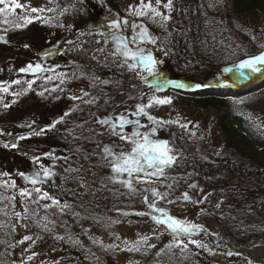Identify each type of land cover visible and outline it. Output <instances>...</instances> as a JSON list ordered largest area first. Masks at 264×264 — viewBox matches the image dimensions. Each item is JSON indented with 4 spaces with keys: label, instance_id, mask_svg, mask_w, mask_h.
Segmentation results:
<instances>
[{
    "label": "trees",
    "instance_id": "trees-1",
    "mask_svg": "<svg viewBox=\"0 0 264 264\" xmlns=\"http://www.w3.org/2000/svg\"><path fill=\"white\" fill-rule=\"evenodd\" d=\"M120 2L121 0H84L81 4L78 0H56L55 4H59L60 8L55 6V14L60 17L61 8L68 7L69 11H77L86 4L95 5L96 11L101 15H109V7L120 13ZM73 4L76 5L75 8L69 7ZM223 5L228 22L235 30L233 18L252 13L264 16V0H224ZM207 16L204 0H172L166 47L159 57V61L163 60L159 66L165 67L163 68L170 79L196 81V74L206 68L205 64H211L212 61L206 60L207 57L202 50V43L207 34ZM236 32L250 45L245 52L242 50L239 52L241 59L249 54L255 56L264 51V43L261 45L258 39H252L249 34L239 29ZM260 36L264 39V30ZM70 42L63 45V51L59 55H54L56 60L59 59L57 69L39 72L36 75L18 74L10 81L9 91L0 92L2 98L0 115L10 111L9 109L17 105L27 94L41 92L44 100L47 98H53L55 101L64 100L63 107L57 112H63L62 116L69 113L51 129L48 128L50 118L39 122L38 124L47 125L43 128L45 131L40 135L31 133L23 136L26 138L19 139L15 148L0 144V174H9V176L0 175V181L7 180L9 183L15 181L16 184L15 188L0 184V262L9 259L12 255L13 223L4 207L7 200H11L12 197L22 200L29 211L43 208L56 222L66 226H72L75 223L74 214L80 213L103 220L117 219L120 213L113 208L123 203L144 201V188L141 189L144 185L145 188L156 187L161 193L169 194L167 199L158 200L163 207L169 204L167 200H172L173 203L197 205L205 213L214 216L234 237H236L232 229L235 225L234 218L240 213L253 210L264 216V121L248 113L241 103L243 99L251 98L264 102V80L257 84L244 83L229 88L217 86L195 91L185 87L169 86L192 109L211 115L223 142L221 151L205 154L206 151L198 148L184 127H180L178 123L167 125L158 132V136L170 141L177 155V163L166 170L164 177L152 178L156 180L154 184H140L134 181L140 191L132 193L118 181L114 182L110 179L113 174L102 159V148L104 145H119L121 141L118 137L110 135L107 126L97 123L106 116L115 117L125 106H122L119 99L111 100L101 94L92 103L67 98L71 92L70 85L79 75L88 73L108 78L119 76L116 74L115 64L110 61V48L104 38L98 37L94 31H88L84 36ZM0 46H4V43L0 42ZM101 49L103 51H100ZM224 66L226 64L221 66L220 73ZM60 73L66 75L61 77L58 75ZM18 79L22 82L35 80V83L31 90L14 96L12 93L22 92L27 87L25 83L20 85L11 83ZM201 84L207 86L206 83ZM139 86L140 84L136 85L137 90ZM136 93L130 92L129 96ZM132 102L134 104L137 100L134 99ZM4 104L10 107L5 108ZM57 120H60V117ZM141 123L148 124L149 121L146 119ZM35 126L33 124L30 129H34ZM24 130L26 129L18 128L14 134ZM131 130V126L126 128L128 132ZM9 137L0 134V140L6 141ZM4 153L12 157L25 156L32 163H34L33 157H40V164L51 168L55 175L37 187H41L43 191L60 200L61 205L67 203L69 207L63 211L60 206L45 208L44 205H51V201L43 199L32 203L35 193L32 198H22L20 189L31 190L32 185L25 180L22 181L21 176L18 175L21 170L19 166L8 168V164L1 159ZM45 153L52 155L45 156ZM34 164L38 169L39 164ZM56 168L61 169L63 175H59ZM192 184L197 187H189ZM168 185L172 187L169 188ZM184 192L190 195L191 200L183 199ZM147 195L151 200L150 191ZM142 218L149 219L151 215L135 216L136 220ZM77 260L79 264H87L80 259Z\"/></svg>",
    "mask_w": 264,
    "mask_h": 264
},
{
    "label": "rangeland",
    "instance_id": "rangeland-1",
    "mask_svg": "<svg viewBox=\"0 0 264 264\" xmlns=\"http://www.w3.org/2000/svg\"><path fill=\"white\" fill-rule=\"evenodd\" d=\"M17 2L24 8H17L15 14L23 16L28 13L32 17L52 19L48 23H44L43 19H33L26 27L20 29L1 23L8 31L4 32L0 25V35H4L8 43L0 46V82H6L8 85L15 76L22 74L19 69L29 63H41L45 71L57 69L59 59L56 60L54 55H59L63 51L65 43L84 36L88 31L95 33L107 31V21L116 17L127 18L130 22L137 24L143 23L148 28L149 32L157 38V42L145 43L143 47L151 51L158 60L166 47L169 20L161 27L159 18L153 22L150 16L138 17L131 14L130 6L135 9L140 4V0H122L121 14L110 10L109 15H101L96 11L95 5L86 4L80 10H68L60 17L56 16L55 11L30 13L31 7L55 8L56 0H17ZM144 2L148 3V0ZM167 2L168 0H161L159 10L171 17V11L163 6ZM9 3L11 4V0ZM151 3L155 6L156 0H151ZM223 3L224 0H204L208 16L207 34L202 43V50L207 57H205L206 60L212 62L205 64L206 68L196 74V81L193 84L236 86L238 85L236 74L240 73L249 77L255 73L250 69L239 67L240 62L251 55L241 59L239 52L241 50L245 52L250 45L238 36L236 30L249 34L252 39H258L262 45L264 39L260 35L264 30V16L252 13L233 18L235 30L228 22ZM125 34L131 35V29H126ZM97 36L101 37L99 34ZM106 44L111 51L110 61L115 64L116 74L119 76L113 75L112 78L97 76L100 80L111 81L105 85L92 80L93 75L88 73L79 75L70 85L71 92L67 97L69 100L75 96L81 97L80 100L83 102L96 101L99 94L111 100L119 99L125 108L116 114L118 115L130 114L136 110L137 104H147L152 96L161 99L170 97V104H154L148 109L149 113L161 120H174L180 125H187L184 128L188 135L196 142L198 148L206 151L205 154L221 151L223 142L209 113L192 109L165 83L161 90L157 91L149 86L151 77L149 83H144L135 72L128 71L127 67H119L120 60L111 55L114 51L113 43L109 39ZM46 52H52V55L45 56ZM162 63L163 60L159 65ZM224 64L226 66L220 73V68ZM159 65L160 77L163 81H167L168 73L164 66L163 68ZM137 84H140L138 90ZM189 86L191 85H184L185 88H190ZM64 89L67 88L64 87ZM85 92L89 95L84 96ZM130 92L137 93L129 96ZM134 99L137 102L133 104ZM63 101L62 99L55 101L53 98L44 100L39 93H30L22 97L17 105L9 109L10 111L0 115V134L3 137L10 136L5 143L10 146L17 145L23 132L35 130L30 129L33 124L56 116L57 111L63 107ZM241 103L248 113L264 121V102L251 98L243 99ZM144 118L141 117V121H144ZM18 128L26 130L20 131L21 134L15 137L14 131ZM37 128L40 129V126L37 125ZM1 159L8 164V168L17 165L21 169L20 172L23 171L26 174H31L37 169L36 165L25 156L12 157L4 153ZM56 172L59 175L62 174L59 168H56ZM143 188L145 185L141 189ZM158 204V207H163L162 203ZM4 207L13 223V249L11 257L1 261L0 264H79L77 259L87 264H264V216L253 210L244 211L234 218L235 225L232 226L236 234L234 237L214 216L205 213L197 205L171 203L164 206L163 208L170 210L172 216L180 219L187 218L204 228L203 232L194 234L193 238L200 240L207 247H197L189 243L188 248L182 251V245L173 246L171 249L165 247L173 241L172 235L165 230V226H158L151 218L135 219L137 213H151L152 210L144 201L116 206L113 209L120 214L115 220H103L81 213L74 214L75 223L72 226L59 224L43 208L29 211L17 197L7 200ZM26 236L31 239L25 240ZM142 236H148L150 238L148 243L156 247L148 250L142 248L138 252L126 250ZM185 242H188L187 239ZM110 245L115 247H109ZM161 249L164 251L158 256L157 252Z\"/></svg>",
    "mask_w": 264,
    "mask_h": 264
},
{
    "label": "snow or ice",
    "instance_id": "snow-or-ice-1",
    "mask_svg": "<svg viewBox=\"0 0 264 264\" xmlns=\"http://www.w3.org/2000/svg\"><path fill=\"white\" fill-rule=\"evenodd\" d=\"M79 3L83 4L84 0H78ZM161 0H156V5L154 6L151 3V0H148V3H145L144 0H140V4L132 9L130 6L129 11L131 14L138 17L150 16L153 22H156V18H159L160 26L163 27L165 23L170 19L169 15H165L159 10ZM0 16H2V22L6 25H11L16 29L26 27L27 24L31 23L33 19H43L44 23L50 22L52 18H42L40 16L32 17L30 14L26 13L23 16L15 15V10L17 8L23 9L24 6L17 2V0H0ZM169 11L172 9V0H168L167 4L163 5ZM69 7L75 8L76 5H70ZM56 8H60V5L57 4ZM56 8H36L31 7L30 13H43V12H53L56 11ZM69 10L68 7L61 8L59 15L62 16L65 12ZM131 29V35L125 34L126 29ZM107 31H99L97 34L105 38V43L109 42V39L113 43L114 51L111 55L114 58L120 60L119 67H127L128 71L135 72L139 79L144 83H149V78H152L150 87L155 88L157 91L161 90L164 83L173 84L177 87H184L183 84L176 81H163L160 77L158 65L160 61L153 55L151 51H148L143 47L145 43L155 44L157 38L154 37L144 26L143 23L137 24L135 22H130L127 18H112L107 21L106 25ZM4 32H7L8 29H4ZM91 34V33H89ZM0 42L8 43L4 35H0ZM71 43V42H70ZM135 45L136 47H132ZM28 47V45H25ZM100 51H103L101 49ZM45 56L52 55V52L44 53ZM242 69H250L251 72H261L264 70V51L260 54L252 56L246 60L240 62L239 65ZM22 73H32L36 75L41 71H45L41 63L31 64L29 63L25 67L19 69ZM47 71H51L48 69ZM250 74V73H249ZM59 76L63 77L66 74L60 73ZM74 75V74H73ZM45 79H51V77H45ZM94 81H99L101 84H109V80H100L99 77L93 75L91 77ZM63 82V81H62ZM12 84L20 85L22 83L27 84V87L22 90V92L12 93L14 96H19L32 89V85L35 83V80H14ZM201 85H196L200 87ZM10 85L6 82H0V92L7 93L9 91ZM43 95V92L39 93ZM89 95L87 92L84 93V96ZM2 99V98H0ZM72 99H81V97L73 96ZM93 101H85V103H92ZM15 103V101H13ZM171 98L164 97L159 98L152 96L149 98L147 104H137L136 110L130 114L120 113L115 117L106 116L102 119H99L97 123L102 126H107V129L110 135L118 137L121 141L119 145H104L102 148V159L105 161V166L110 167L112 179L114 182L118 181L132 193H137L140 189L136 188L134 181L140 184H154L156 180L152 178H162L166 174V170L172 168L177 163V155L174 153V149L171 147V143L167 139H161L158 137V132L162 130L165 126L171 124H177L178 121L169 120L164 121L158 119L157 117L152 116L148 109L153 107V105H162L170 104ZM5 108L10 107L8 104L3 105ZM69 113H65L64 116H67ZM64 116L60 117V120L54 121L51 125L48 126L49 129L54 128L57 123H60ZM135 117V118H130ZM141 117H145L148 124L141 123ZM131 126V131H126V128ZM180 127H187V125L181 124ZM44 129H41L39 133H33L35 135H40L44 132ZM26 137H19V139H25ZM127 145L128 147H125ZM5 147L9 145L5 144ZM11 147L15 148L17 145L13 144ZM119 149V150H117ZM45 156H51V153H45ZM33 162L39 164V168L34 170L31 174H26L24 172L18 173L25 181L29 182L32 185V189L28 188L20 189V196L22 198L28 197L32 198L35 193V198L32 199V203H37L38 200H50L51 205L45 204V208L52 206H60L61 211L69 207L67 203L61 205L60 200L56 199L49 192L43 191L41 187L37 185H42L46 183L50 178H52L55 173L49 168L45 167L43 164H40V157H33ZM56 159V157H53ZM66 159V158H65ZM75 171V170H71ZM126 174V178L125 177ZM0 175L9 176L8 173H2ZM0 184H3L9 188H15V181L4 180L0 181ZM169 188L172 185H168ZM191 188H196L195 184L189 185ZM150 191L152 199L149 200L147 193ZM144 202L148 205V208L151 209V213H137V215H151V219L158 226H165V230L170 232L173 237V241L166 245L167 249H171L173 246L182 247V251L188 248V244H194L197 247L207 246L202 244L200 240L194 239L193 236L196 233L203 232V226L196 224L187 218L180 219L174 217L170 214V210L163 207H158V200H165L168 197V193H161L156 187L144 188ZM11 199H14L12 197ZM183 199L185 201L191 200L190 195L187 192L183 193ZM169 204L173 203L172 200H167ZM193 203H200L201 201H192ZM27 211V209H25ZM203 211V209H202ZM17 215H20L17 213ZM25 240L31 239V237H25ZM148 236H142L137 241L133 242L130 247L126 250L128 251H141L142 248L145 250L155 248L156 245L148 243ZM187 239V243L185 242ZM127 243V242H126ZM109 247H115V245H110ZM164 249H161L160 252H157L159 256ZM231 255L232 253H228ZM31 259V257H29Z\"/></svg>",
    "mask_w": 264,
    "mask_h": 264
},
{
    "label": "water",
    "instance_id": "water-1",
    "mask_svg": "<svg viewBox=\"0 0 264 264\" xmlns=\"http://www.w3.org/2000/svg\"><path fill=\"white\" fill-rule=\"evenodd\" d=\"M54 119H55V117L52 120H54Z\"/></svg>",
    "mask_w": 264,
    "mask_h": 264
}]
</instances>
